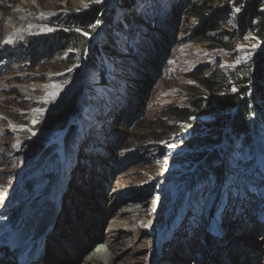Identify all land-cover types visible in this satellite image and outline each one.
<instances>
[{
  "label": "rangeland",
  "instance_id": "obj_1",
  "mask_svg": "<svg viewBox=\"0 0 264 264\" xmlns=\"http://www.w3.org/2000/svg\"><path fill=\"white\" fill-rule=\"evenodd\" d=\"M254 1L145 0L128 11L119 9L118 0H0L1 223L21 227V232L34 217L37 229H41L38 222L50 216L53 223L57 215L56 225L64 203L60 229L65 230L69 223L91 225L95 220L94 230L98 219L104 218L97 232L109 234L114 229L124 233L110 249L100 238L80 259L76 249H70L69 259L60 256L62 259L52 264H89L91 257H95V264H173L175 260L205 264V245L218 241L206 234L209 226L216 230L223 221L233 233L239 227L245 229L249 222L244 212L256 231L264 217V207L257 205L264 195L260 163L264 161V130L263 154L257 151L259 146L253 139L251 144H226L225 152L219 151L223 160L219 176L200 182L193 176L194 166L184 168L188 162L175 147L179 141L176 124L163 118L171 109L190 104L183 85L195 83L188 74L222 71L264 52V43L253 34L241 32L239 25ZM202 2V15L191 12L192 6ZM104 4L111 9L110 18L120 25L109 28L118 34L101 61L93 59L88 68L85 59H78L71 50L53 52L50 43L48 50H39L36 37L58 30L57 18ZM207 19H214L220 26L217 34L208 36L216 39L218 35L226 47H211L210 42L195 35ZM104 26L99 25L91 39L99 43ZM47 38L44 43L49 41ZM85 55L88 58L90 51ZM79 87L82 95L74 101L76 114L60 137L61 142L36 138L33 132L55 136L53 131L37 127L39 117L77 96ZM197 119L206 121L202 116ZM47 142L52 143L45 145ZM48 166L51 171L47 176H52L36 183L33 190L39 202L27 210V195L16 189L12 195L10 192L23 181H30L31 189L32 178ZM80 198L85 207L91 205L92 209L82 207L76 218L74 210L80 208ZM261 230L258 234L248 231L245 236L247 241L259 240L255 241L256 251H246L257 264H264ZM138 240L141 242L136 244ZM231 241L225 251H209L212 262L206 264H237L227 250L238 253L243 245ZM236 257L238 264L246 259Z\"/></svg>",
  "mask_w": 264,
  "mask_h": 264
},
{
  "label": "trees",
  "instance_id": "obj_2",
  "mask_svg": "<svg viewBox=\"0 0 264 264\" xmlns=\"http://www.w3.org/2000/svg\"><path fill=\"white\" fill-rule=\"evenodd\" d=\"M139 1L145 0H118L119 9L129 11L135 8ZM261 1L256 0L249 6L240 19L239 25L241 32L253 34L264 43V11L262 9L264 1ZM107 6L108 4L94 6L87 11L60 16L55 21L58 30L36 37L37 47L42 53L50 48L48 43L53 52L54 50H71L77 54L78 59H85L84 63L90 68L93 59L99 61L103 59L104 52L114 45V36L118 34L117 30L109 29L120 23L117 24L110 18L111 9ZM204 6V2L196 4L191 7V12L202 15ZM104 23L103 38L90 49L92 36L99 30V25ZM203 23L195 35L200 36L203 42H210L211 47H226L218 35L216 39L208 36L210 33L219 32L218 23L214 22V19H207ZM45 37L49 40L46 43H44ZM14 47L17 49L15 45ZM87 50L90 51L88 58L85 55ZM31 54L33 53L28 52V55ZM252 57L241 64L229 66L225 70L211 74H188L187 77L195 83V85H183V89L191 98L190 104L187 107L173 108L163 115L164 119L167 117L176 124L175 131L179 141L175 147L179 148L180 154L188 162L184 168L194 166L193 176L197 181L201 182L210 176L213 178L219 176L220 163L223 161L219 151L225 152L226 144L228 146L241 142L251 144V140L254 139L255 144L259 146L256 148L257 151L263 154L261 137L264 130V52ZM75 72L77 73V69ZM78 91L77 96L70 97L54 107L52 112L42 114L37 127L45 132L53 131V133L57 132L56 134L64 132L69 121L76 114L74 101L80 96L81 87ZM83 99L87 101L85 97ZM91 102L96 103L95 100ZM199 116L204 117L206 121L199 122L197 119ZM215 145H219V148H214ZM50 171L51 167L48 166L39 175L36 174L32 178L34 183L31 189L28 186L30 181H23L13 189V193L16 189L17 193L29 195L25 197L27 204L29 203L28 206L31 208L36 206L39 196L34 193L33 188L36 183H41V179L46 177L50 179L52 174L50 177L47 176Z\"/></svg>",
  "mask_w": 264,
  "mask_h": 264
},
{
  "label": "bare ground",
  "instance_id": "obj_3",
  "mask_svg": "<svg viewBox=\"0 0 264 264\" xmlns=\"http://www.w3.org/2000/svg\"><path fill=\"white\" fill-rule=\"evenodd\" d=\"M28 29H29L28 32H30L31 27L28 28ZM40 88H44V85H41ZM29 90H30V88H29ZM24 92L28 93L29 91L27 89H25ZM88 114H90V113H88ZM31 133L32 132H30V135H31ZM56 133L57 132H55L53 134L56 135ZM33 134H35L36 138L44 137V140H46L47 138H49V139L52 138V136H51L52 134L49 135V136H44V135L39 136L40 134H37V133H34V132H33ZM74 136H76V135H74ZM56 140L61 142V140H59V139H56ZM37 142L42 143L40 140H37ZM51 143L52 142H49V143L47 142L45 145L51 144ZM53 143H56V142L53 141ZM56 170H57V168H56ZM57 173L55 171V175ZM42 187H44V186H42ZM67 190H68V187L66 188L65 192L63 193L64 196H65V193H66ZM74 190L76 191L77 189H74ZM230 195H231V193H230ZM67 200H69V199L67 198ZM64 205L65 204L62 203V209H61L60 215H61V213H62V211L64 209ZM78 205H80V208L78 207L79 209L76 208L74 210V213L76 214L74 217H76V218L78 217V214H79L78 211L82 210V207L83 208H91L92 209L91 205H87V207H85L86 204L82 201V198H80V202H79ZM73 209H74V205H73ZM102 213H104V212H102ZM60 215H59V217L57 219L56 225H55V218L57 217V215H55V217L53 219V223H52V218L50 216L46 219V221L38 222V226H40L41 229H37V227H36V225H37L36 224L37 223V219L36 218L37 217H34V218H32L30 220V223L27 226L28 231H26L27 229H25L23 231V233H22L23 236H31V237H33V240H32V243H31L30 247L32 246L33 243L37 242L39 239L44 241L45 247H47L48 252L50 251L48 254H46V256H43L40 259L39 258L40 255H38V250L36 249V246H33L32 250L30 252H28V253H27V251H25V254H27V255H25L24 257H21L23 254H21L20 256H17L16 254H14V256H15L14 257L13 253H10V250H8L6 248H3V249H0V264H23L22 263L23 260H24V262L25 261L32 262V264H37L39 262H42V264H43L44 259H47V258H50V259L48 260V262L46 264H52L54 261L61 260L63 257H64V259H69L70 255H69V252L67 250H70V249H74V250L76 249V251H77V253L79 255L78 258L80 259V257L86 252V250L90 247V245L95 243V241H98V239L102 238L101 239L102 242H105L108 245L107 248L110 249L113 246V244L118 242V240H116V238L120 237L119 239H121V237L124 235V233H121L118 230L115 231L114 229H112L109 234L105 233V234L101 235L100 232H97L95 230L97 227L98 228L102 227V224H103V222L105 220L104 218H100V217H99L100 219H98V222L95 224L94 230L92 229L93 228L92 226H93V223H94L95 220H93L91 222V225H88V224H86V225L81 224L80 225V224L77 223V225H74V226L70 225L71 227L69 226L70 223L67 226V222H66L65 224H66L67 227H64L65 230L63 228L60 229L59 228L60 220H61L60 219ZM72 215H74V214H72ZM100 215H102V214H100ZM248 222L250 223V220ZM249 223L244 226L245 229H242V228L239 227V228L235 229L234 233L231 232V228L230 227L225 226L226 227V229H225V237H224V241L225 242L223 243V241L221 240V241H217V242H214V243H211V242L207 243L205 245L204 249H203L204 252L202 251L203 255L205 256L203 258L202 262L204 261L205 264H206V262H212L210 258H209L210 260L208 259V257L210 256L209 255V251L213 252V250H214L213 248L222 249V250L225 251L226 249H228L227 247L229 245L231 246V242H232L231 239L232 240L234 239V240H236V242H240L241 243L240 245H243V249L240 252L234 253V254H233V252L230 253L227 250L229 258H232L233 262L238 264L237 261H238L239 258L236 257V256L240 255V256H242V257L244 256L246 258V259H244V261L241 264H257V261L254 262L255 260H253L251 257H249L248 253H246V251H248V249L250 251H254V250L256 251V249L258 247V244L255 243V241H259V240L258 239L256 240L254 238L255 240L247 241V240H245V236L247 238V235L249 234L248 231H251L254 234L255 233L258 234V232L260 231L261 228H262L261 231H264V224L258 226L257 228L255 227L256 231H253L252 229H254V227L251 228V225H250L251 223L250 224ZM65 224L63 223V225H65ZM246 229H248V230H246ZM58 231H59V234H56V233H58ZM240 231H243V232H240ZM237 232H240L241 234H237ZM145 233H147V231L144 232V234ZM55 234H56V236H55ZM90 234L92 235L91 238H90ZM226 237H227V240H225ZM259 238L261 239V241H263V238L261 236ZM82 239H85V242H83ZM53 242H54V244H53ZM139 242H141V241L138 240L136 242V244L139 243ZM180 245H184V244L180 243ZM240 245H233V247H235V246L240 247ZM40 246H41V244H40ZM206 246L208 247V249L206 248ZM94 247H95V245H94ZM55 254H57V255L55 256ZM112 255L116 256V253L114 252V253H112ZM60 256L62 258H60ZM72 259H73V257H72ZM94 259H95V257H91L89 259V264H95L94 263ZM196 260H198V258H196ZM79 262H77L76 264H79ZM95 262H96V260H95ZM175 262H178V263H175ZM175 262L173 264H185L187 261L186 260H184V261H182V260L181 261H176L175 260ZM214 262H215V258H214ZM112 263H113V261H112Z\"/></svg>",
  "mask_w": 264,
  "mask_h": 264
},
{
  "label": "water",
  "instance_id": "obj_4",
  "mask_svg": "<svg viewBox=\"0 0 264 264\" xmlns=\"http://www.w3.org/2000/svg\"><path fill=\"white\" fill-rule=\"evenodd\" d=\"M87 37H89V36H87ZM94 41H95V40L93 39V40H92V44H91V45H93V44H94Z\"/></svg>",
  "mask_w": 264,
  "mask_h": 264
}]
</instances>
